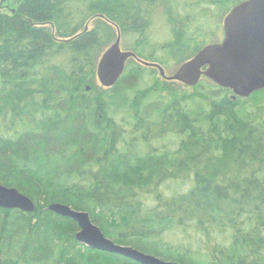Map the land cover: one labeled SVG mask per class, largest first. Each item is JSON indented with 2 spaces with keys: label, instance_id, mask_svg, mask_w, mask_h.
<instances>
[{
  "label": "trees",
  "instance_id": "16d2710c",
  "mask_svg": "<svg viewBox=\"0 0 264 264\" xmlns=\"http://www.w3.org/2000/svg\"><path fill=\"white\" fill-rule=\"evenodd\" d=\"M7 1L0 183L37 210L0 208V264H140L78 242L77 222L48 210L55 202L165 260L264 264V90L234 99L210 79L166 87L134 58L115 86L95 85L119 31L142 60L182 64L243 0Z\"/></svg>",
  "mask_w": 264,
  "mask_h": 264
},
{
  "label": "water",
  "instance_id": "95a60500",
  "mask_svg": "<svg viewBox=\"0 0 264 264\" xmlns=\"http://www.w3.org/2000/svg\"><path fill=\"white\" fill-rule=\"evenodd\" d=\"M223 28L225 37L222 42L204 46L171 76L160 64L142 60L134 51L123 50L119 31L116 41L98 61L97 77L104 87L111 88L124 74L127 61L136 58L144 65L157 67L163 78L190 87L197 85L205 76L231 90L234 99L264 90V0H243L236 4L225 16ZM90 88L88 85L87 90ZM0 208L35 212L37 205L19 189L0 183ZM48 210L77 222V241L92 249L116 253L140 264H182L116 243L92 221L88 211L58 202L50 204Z\"/></svg>",
  "mask_w": 264,
  "mask_h": 264
},
{
  "label": "rangeland",
  "instance_id": "374dc122",
  "mask_svg": "<svg viewBox=\"0 0 264 264\" xmlns=\"http://www.w3.org/2000/svg\"><path fill=\"white\" fill-rule=\"evenodd\" d=\"M20 0H8L7 1V3L5 4V5H7L6 7V10H9V8H12V6L17 2V4H18V2H19ZM235 6V5H234ZM233 6V7H234ZM232 7V8H233ZM231 8V9H232ZM229 12H227L226 14H225V16L228 14ZM225 16L224 15H222V16H220L218 19H217V23H213L212 21L210 22V29H207L206 31L207 32H209V33H211L212 31H213V34H211L210 36H208V37H206L205 38V40L207 41L206 42V45H209V44H213V43H220V42H222L223 41V39H224V37H225V35H224V28H223V22H224V18H225ZM215 18V17H214ZM92 25H93V21H90L89 23H87V25H86V27H88V28H91L92 27ZM166 26V23L165 22H159V23H157L155 26H154V32H153V36H154V38H155V40H156V42H161V43H163L164 41H166V40H168L169 38H170V35H168V31H167V28L165 27ZM119 33V32H118ZM122 35V34H121ZM118 36V35H117ZM116 39L117 38H115V41H116ZM115 41H113V43L115 42ZM113 43H111L110 45H109V47L113 44ZM205 45V46H206ZM108 47V48H109ZM121 47H122V49L123 50H128V48H126L125 47V43H124V38H122L121 39ZM203 48V47H202ZM201 48V49H202ZM107 49V48H106ZM200 49V50H201ZM199 50V51H200ZM105 52V51H104ZM103 52V53H104ZM102 53V54H103ZM192 58V57H191ZM189 60V59H188ZM187 61V60H186ZM184 63V62H183ZM182 63V64H183ZM182 64H177V63H175V62H173V61H171L170 63H166V64H162V66L164 67V69H165V72H166V74L167 75H169V76H171V75H173L177 70H178V68L182 65ZM157 71V74H156V77L158 78V79H160L161 80V84H164L165 86L166 85H170V83H165V82H163L164 81V79H163V77L160 75V73H159V71L158 70H156ZM202 80H204L205 82L207 81V80H209V78H207V77H203L202 78ZM168 81H170V80H168ZM174 82H176L175 84H176V86H180L181 85V87L182 88H185L187 85H185V84H183V83H181V82H178V81H174ZM95 85L99 88V89H105L106 87H104L101 83H100V81H99V79H98V77H97V73H96V77H95ZM88 86V85H87ZM89 86L91 87L92 85H90L89 84ZM167 87V86H166ZM189 87V86H188ZM91 89V88H90ZM107 89V88H106ZM189 90H191V88H189ZM3 258V256L1 255L0 256V259H2ZM161 258V257H160ZM163 259V258H162ZM165 260V259H164ZM168 261H171V260H168Z\"/></svg>",
  "mask_w": 264,
  "mask_h": 264
},
{
  "label": "flooded vegetation",
  "instance_id": "af4514ba",
  "mask_svg": "<svg viewBox=\"0 0 264 264\" xmlns=\"http://www.w3.org/2000/svg\"><path fill=\"white\" fill-rule=\"evenodd\" d=\"M153 63H157V62H153ZM158 64H160V63H158ZM161 65V64H160ZM146 66H148V67H150V68H155L156 70H158L159 71V69L157 68V67H155V66H151V65H146ZM162 66V65H161ZM159 73H160V71H159Z\"/></svg>",
  "mask_w": 264,
  "mask_h": 264
}]
</instances>
